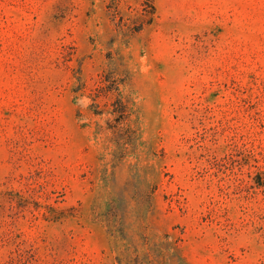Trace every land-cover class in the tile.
Segmentation results:
<instances>
[{"label":"rangeland","instance_id":"1","mask_svg":"<svg viewBox=\"0 0 264 264\" xmlns=\"http://www.w3.org/2000/svg\"><path fill=\"white\" fill-rule=\"evenodd\" d=\"M0 264H264V0H0Z\"/></svg>","mask_w":264,"mask_h":264}]
</instances>
